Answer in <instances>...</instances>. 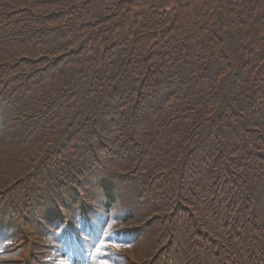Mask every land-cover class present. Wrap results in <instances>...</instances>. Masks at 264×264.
I'll return each mask as SVG.
<instances>
[{"label":"trees","instance_id":"16d2710c","mask_svg":"<svg viewBox=\"0 0 264 264\" xmlns=\"http://www.w3.org/2000/svg\"><path fill=\"white\" fill-rule=\"evenodd\" d=\"M118 172L146 204L114 218ZM263 240L264 0H0V264H264Z\"/></svg>","mask_w":264,"mask_h":264},{"label":"rangeland","instance_id":"374dc122","mask_svg":"<svg viewBox=\"0 0 264 264\" xmlns=\"http://www.w3.org/2000/svg\"><path fill=\"white\" fill-rule=\"evenodd\" d=\"M118 176V181L115 184L120 195L124 197L123 203H117L115 204V208H114V218L120 217V215H124V213L126 212V210L131 208V202L135 201L136 203H138L140 205V207H144L146 204V199L143 195V191L140 194H137L139 192V189H137L134 185V175H123L122 173L118 172L117 173ZM136 176V175H135ZM136 178H138L136 176ZM56 183H54L51 187H54ZM56 189H54V197H59L61 195L66 194L67 192L71 191L73 189L72 185L69 184H62L59 183L58 185H56L55 187ZM75 192L77 193L78 198H80L81 192L78 189H74ZM131 197H133L132 200H129ZM59 199H54V201H57ZM100 200V199H98ZM180 205L182 204V202L179 203ZM142 211V210H141ZM158 216H160V213H157ZM165 217H169V215L167 213H163ZM150 218H153V216L150 217V215H144V219L146 221H149ZM120 221V219L118 220V222ZM117 222V223H118ZM124 225H120V228H124ZM226 236L229 237L230 234L229 232L226 231ZM163 235L158 234L157 238H154L152 240V243L150 242H145V240L143 239V244H148L146 245H140V247H142V250L147 251L151 254L152 252H156V250H158L159 245H162V241L161 239H163ZM231 238V239H230ZM229 239L232 241V237H229ZM158 241V243H157ZM168 241V239L166 240ZM264 242V240H263ZM152 248V249H151ZM168 247H164L155 257V259L150 263L149 260L146 261V259L148 258H132L131 259V263L132 264H173L172 261V250H174L175 248H172L168 251L167 249ZM263 248H264V244H263ZM238 248H235L234 250L230 251V253L228 254L227 257V264H230L231 261L236 262V254H237ZM178 256H180V261L177 260L175 261V264H188V262H190L191 259V255L187 254L186 256H184V254H182V252L178 253ZM147 257V256H146ZM169 262V263H168Z\"/></svg>","mask_w":264,"mask_h":264}]
</instances>
